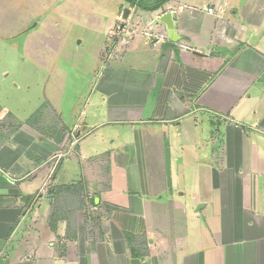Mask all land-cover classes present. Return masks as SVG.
<instances>
[{
  "label": "crops",
  "instance_id": "obj_1",
  "mask_svg": "<svg viewBox=\"0 0 264 264\" xmlns=\"http://www.w3.org/2000/svg\"><path fill=\"white\" fill-rule=\"evenodd\" d=\"M0 264H264V0H0Z\"/></svg>",
  "mask_w": 264,
  "mask_h": 264
},
{
  "label": "rangeland",
  "instance_id": "obj_2",
  "mask_svg": "<svg viewBox=\"0 0 264 264\" xmlns=\"http://www.w3.org/2000/svg\"><path fill=\"white\" fill-rule=\"evenodd\" d=\"M75 88H77L78 89V91H83V92H86V89H87V86H85V85H83V84H79V85H76L75 86ZM75 96L73 97H71L68 101H70V102H68V104H67V106H66V109L68 110V112L70 113V114H72L73 113V106H77L79 103H81V105L79 106L80 108L77 110V111H80L81 110V108H83V106H84V104H85V102H76L75 101ZM85 101V100H84ZM77 104V105H74V104ZM85 106H86V108H87V111L86 112H89V111H91L92 110V105H89V106H87L86 104H85ZM187 160H191L189 157H187ZM66 170H64L63 169V171L59 174V175H64V173L67 171V172H69L70 174H72V173H74L73 171V165H70L69 163H66L65 164V167H64ZM70 170V171H69ZM100 215H99V213L94 209V207H93V205H92V203L90 202V199H88V201H87V203H86V207H85V209H84V211H83V218H82V220H83V223H84V225L85 226H89V228H91L92 227V229H95V226L97 225V218L99 217Z\"/></svg>",
  "mask_w": 264,
  "mask_h": 264
},
{
  "label": "water",
  "instance_id": "obj_3",
  "mask_svg": "<svg viewBox=\"0 0 264 264\" xmlns=\"http://www.w3.org/2000/svg\"><path fill=\"white\" fill-rule=\"evenodd\" d=\"M127 13L125 12L123 15V19H126L127 17ZM172 13L171 12H166L164 14H162L159 18H158V22H160L162 25H164L165 27V31L167 34V38L171 41H176L178 40V35L175 34L174 32V20L172 18ZM204 206L200 205L199 208L196 211H199L200 209H202Z\"/></svg>",
  "mask_w": 264,
  "mask_h": 264
},
{
  "label": "trees",
  "instance_id": "obj_4",
  "mask_svg": "<svg viewBox=\"0 0 264 264\" xmlns=\"http://www.w3.org/2000/svg\"><path fill=\"white\" fill-rule=\"evenodd\" d=\"M128 2L131 6H137L140 8L142 11L145 12H154L162 7L164 3H166L168 0H155L154 4L151 6H145L140 3H136L135 0H125Z\"/></svg>",
  "mask_w": 264,
  "mask_h": 264
},
{
  "label": "built area",
  "instance_id": "obj_5",
  "mask_svg": "<svg viewBox=\"0 0 264 264\" xmlns=\"http://www.w3.org/2000/svg\"><path fill=\"white\" fill-rule=\"evenodd\" d=\"M177 10L178 11H187V10H192V7H190V6H185V5H180V6H178L177 7ZM212 10H208V12H211ZM157 21H158V19H157ZM131 29H136V27H131ZM122 30H123V27L120 29V27H117L116 28V31H121L122 32ZM148 31H150V32H152L153 30L150 28ZM150 35H152L151 33H150ZM157 35V34H156ZM157 37H159L160 39H167V35L165 34V33H163V34H159V35H157Z\"/></svg>",
  "mask_w": 264,
  "mask_h": 264
}]
</instances>
